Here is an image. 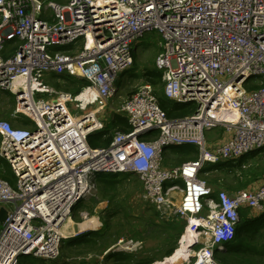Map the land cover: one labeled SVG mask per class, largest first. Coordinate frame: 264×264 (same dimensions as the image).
<instances>
[{
  "label": "built area",
  "instance_id": "built-area-1",
  "mask_svg": "<svg viewBox=\"0 0 264 264\" xmlns=\"http://www.w3.org/2000/svg\"><path fill=\"white\" fill-rule=\"evenodd\" d=\"M151 31L159 35L155 65L164 95L194 110L168 117L145 82L113 113L130 129H115L108 145H92L91 134L109 123L102 112L118 91V76ZM9 45L14 49L5 56ZM44 75L86 83L72 94ZM252 76L263 80L247 90ZM0 90L14 95L13 117L22 125L29 120L15 126L0 118V158L15 177L14 184L0 177V264L58 258L67 238L60 229L76 203L95 196L99 173L136 174L138 198L194 234L180 264H221L216 252L233 239L240 213L264 212V175L252 187L214 196L201 176L208 163L264 149V0H0ZM217 127L220 140H208ZM183 144L198 157L165 166V147ZM140 244L121 238L109 249L135 251Z\"/></svg>",
  "mask_w": 264,
  "mask_h": 264
},
{
  "label": "rangeland",
  "instance_id": "rangeland-1",
  "mask_svg": "<svg viewBox=\"0 0 264 264\" xmlns=\"http://www.w3.org/2000/svg\"><path fill=\"white\" fill-rule=\"evenodd\" d=\"M52 1L58 3L66 2V0ZM158 39V33L156 31H151L145 33L144 36L138 41V43L136 44V48L133 50L134 63L130 68L126 69L118 76L116 81L118 91L112 98H110L107 107L102 112L105 124L108 122L109 123L106 125L103 131H96L92 133L90 136V141L97 143L101 141V139L104 138L106 134L109 135L110 132L113 133L114 129L112 130L113 126L111 125V122L115 117V115L113 114L115 112V108L120 103L125 101L130 96L133 90L135 92L139 85L147 82L149 80L147 77H154L157 74L161 73V71L158 70L155 65V58L159 50ZM72 46L73 44H68L59 48L67 49L71 48ZM43 79L58 90L71 92L72 94H74L72 90H74L75 86L71 89L66 88V84H68L70 79L72 78L62 77L55 79L54 82L50 75H44ZM262 80L263 76H252L244 83V88L247 90L257 89L260 86V82ZM154 85L153 87L157 92H159V90H162L163 93L162 81ZM10 94L11 93L8 91L0 90V118L11 121V123L15 126H23L21 123H19L18 120L13 117L15 99L14 97L12 98ZM36 96L37 94L35 95V97ZM164 98L169 103L172 102L165 96ZM222 133V129L217 127L207 132L206 137L207 139L210 138L217 142L220 140ZM193 148L194 147L192 145H169L165 147L162 155L163 164L169 167L179 165V155L176 156V153L181 155L183 151ZM7 165L8 164L6 161L0 159V167L2 166L3 168H5ZM204 169L206 170V172H201V176L214 190H227V188H230V190L232 189L231 191H235V189L238 190L242 188L252 187L256 185L264 175V149L255 150L249 155L244 156L241 160L238 159L237 161H229L227 163H208L205 165ZM244 182L245 184L242 185V183ZM142 187L143 186L138 177L134 174H129L126 177H121L120 182L118 183V201L126 209L128 213L127 216L131 215L132 221L129 226H126V229L130 231V235H128L127 237L138 240L141 243L140 248L133 251L136 258H152L155 259L153 262H156L158 260L164 261V259L169 256L165 255L164 253L168 248L172 247V250H175L180 246V237H177V231L179 227L177 220L179 221V218L173 215L167 218L159 217L155 208H153L148 202H145L138 198V194H140V192L142 191ZM179 195L180 192L178 190L177 192L172 193L175 201L178 200ZM1 205L3 204H0V206ZM107 206L108 200L104 197L101 189L98 187V191L95 196L83 199L74 206L73 215H71V217L68 218L65 222V235H75V228L73 227L72 222H74L75 224L80 222L78 223L80 229L84 226L83 224H81V222H85L87 218H97L98 221H100L99 227H101L102 213L107 208ZM84 212H87L86 219L83 218ZM202 214H205V211H203ZM127 216H121V218L119 216L120 220L117 225L118 231H121L123 229V226L127 220ZM180 234H182V232H180ZM180 234L179 236H181ZM261 234L262 241L264 242V230L261 232ZM123 237L126 239L125 236H122L120 238ZM73 241L75 240L69 238L63 239L61 244L60 256L56 260L49 261L47 263L111 264V261L108 259H111L112 257H104L103 259H101V256L103 257L104 253H100L98 249L96 250L95 247H77L75 244L71 243ZM193 260L194 258L190 257V261L193 262ZM253 264L256 263L253 262Z\"/></svg>",
  "mask_w": 264,
  "mask_h": 264
},
{
  "label": "trees",
  "instance_id": "trees-1",
  "mask_svg": "<svg viewBox=\"0 0 264 264\" xmlns=\"http://www.w3.org/2000/svg\"><path fill=\"white\" fill-rule=\"evenodd\" d=\"M13 49L14 47H11L9 45L7 50L4 52V55L6 56L7 52H12ZM51 77L53 81L55 79H58L57 76ZM147 78L150 80H148L147 82H151L153 85L156 83H160L161 73L157 74L154 77ZM85 83L86 81H84L83 79L75 80L72 78L70 79L69 83L66 84V88L71 89L75 86L74 90L72 91L74 92V94H77L80 90V87ZM133 92L134 90L132 91V93ZM10 95L12 96V98L14 97L13 94ZM155 95L160 107L165 111L168 117H183L194 110V104L192 103H169L164 98L162 90H159V92L155 90ZM22 123L24 126L27 125L29 123L28 118H25ZM111 123V125L113 126L112 130L117 129L121 131H127L130 129V126L127 123L126 119L124 117L118 116L117 114H115V117L112 119ZM112 136L113 133L110 132V134H106V136L102 138L100 142L95 143L91 141V144L108 145ZM178 155V160H180L181 163L183 161L195 159L197 157V150L193 148L183 151L181 155L176 153V156ZM128 175L129 174L126 173H99L97 175L98 187L101 189L104 197L108 200V206L102 213L101 227L99 230L89 229L79 232L78 234H76L77 236H74V238L72 239L75 240L73 242H75L74 244L77 247H95L96 250L98 249L100 253H104V257H112L111 264H151L155 259L145 257L136 258L135 253L115 252L112 249H109L113 244L117 242L120 237L125 236L126 238H128L127 236L130 235V231L126 229V226H129L132 223L131 215L129 214L130 216H127L128 213L126 209L119 203L117 197L118 183L120 182V178L126 177ZM0 177L8 180L11 184H14L15 177L9 165H7L5 168H3L2 166L0 167ZM244 184L245 182L242 183V185ZM212 190L213 196L219 191L214 190L213 188ZM227 190L229 192H233L231 191L232 189L230 190V188H227ZM240 215L241 219L236 225L234 239L225 243V249L216 252V258L221 262V264H253V262L256 264H264V242L262 241L261 234V232L264 230V212L254 218L244 217V212H241ZM119 216L120 218L121 216H127V220L121 231H118L117 228L118 222L120 220ZM177 223L179 224L177 237H179L180 232L183 230V225L180 219L179 221L177 220ZM172 251L174 250H172V247H170L164 253L165 255H170ZM21 264L49 263L42 259L24 257L21 260Z\"/></svg>",
  "mask_w": 264,
  "mask_h": 264
},
{
  "label": "bare ground",
  "instance_id": "bare-ground-1",
  "mask_svg": "<svg viewBox=\"0 0 264 264\" xmlns=\"http://www.w3.org/2000/svg\"><path fill=\"white\" fill-rule=\"evenodd\" d=\"M19 79H16L15 80V83L18 81ZM155 93V92H154ZM87 95H89V94H87V93H84V94H81V95H79L78 96V98H80V99H85L86 97H87ZM163 95H164V92H163ZM165 96V95H164ZM166 97V96H165ZM178 103H180V102H178ZM185 103H188V102H185ZM176 118H178V117H176ZM180 118V117H179ZM149 136H153L151 133H147L146 135H145V137H149ZM183 145H186V144H183ZM188 145V144H187ZM193 146V145H192ZM194 147V146H193ZM197 157H198V151H197ZM196 157V158H197ZM241 159H243V158H240L239 160H241ZM184 162V161H183ZM182 163V162H181ZM180 163V164H181ZM177 166V165H176ZM204 167L205 166H203V169H202V172H206V171H204L205 169H204ZM116 173H126V174H134V173H129V172H116ZM98 175V174H97ZM97 175H96V180H97ZM134 175H136V174H134ZM137 176V175H136ZM98 181V180H97ZM140 181V180H139ZM141 182V181H140ZM142 184V183H141ZM209 185V184H208ZM211 187V186H210ZM211 190H212V188H211ZM211 193H213V190H212V192ZM90 197H92V196H90ZM90 197H88V198H90ZM81 201V200H80ZM79 201V202H80ZM76 205H77V203H76ZM86 214V215H85ZM83 218L84 219H86L87 218V212H84L83 213ZM254 218V217H253ZM67 221V220H66ZM65 221V222H66ZM64 222V224L62 225V227H61V229H60V232H61V234L63 235V236H66L65 235V233H64V229H65V223ZM73 223V222H72ZM85 226L87 227H83L84 228V230L85 229H89L90 227H96V228H98L99 227V225H100V221H98V219L97 218H87L86 220H85ZM235 231H236V229H235ZM182 232V234H180L181 236H179L180 237V239H181V244H180V246L178 247V248H176L174 251H173V253L171 254V255H169V256H167V258L164 260V261H161V262H157V263H155V264H180V262L182 263L183 262V260H184V258H185V256H184V258L181 260V256H182V254L183 253H187L188 252V249L186 248V247H188L187 245H188V238H192V237H194V234H190L188 231H186L185 232V234H184V230L183 231H181ZM182 235H184V237L182 238ZM74 236H77L76 234L74 235ZM74 236L72 237H68L69 239L70 238H74ZM121 239V238H120ZM233 239H234V237H233ZM233 239H231V240H233ZM119 240V239H118ZM118 242V241H117ZM116 242V243H117ZM72 243V242H71ZM225 244V243H224ZM60 252H61V250H60ZM115 252H127V253H133V251H128V250H118V251H115ZM60 256V255H59ZM57 259V258H56ZM56 259H54V260H56ZM43 260V259H42ZM46 261V260H45ZM159 261V260H158ZM46 262H48V261H46Z\"/></svg>",
  "mask_w": 264,
  "mask_h": 264
},
{
  "label": "crops",
  "instance_id": "crops-1",
  "mask_svg": "<svg viewBox=\"0 0 264 264\" xmlns=\"http://www.w3.org/2000/svg\"><path fill=\"white\" fill-rule=\"evenodd\" d=\"M9 48H10V47H9ZM161 81H162V79H161ZM208 139H209V140H212V139H210V138H208ZM213 142H214V140H213ZM167 167H169V166H167ZM244 217H248V216H246V214L244 213ZM249 218H251V217H249ZM78 223H80V222H78ZM78 223H77V226H78V229H79V224H78ZM81 224H83V225H84L83 227H85V223H84V222H81ZM73 227L76 228V224H75L74 222H73ZM90 228H94V229H92V230H99V229H100V227H99V229L96 228V227H90ZM85 230H89V229H85ZM85 230H84V228H80V229H79V232H82V231H85ZM79 232H78V233H79ZM78 233H74V234H78ZM71 236L73 237L74 235H68V236H66V237L68 238V237H71ZM70 239H72V238H70ZM74 243H75V242H72V244H74ZM113 251H118V250H114V249H113ZM103 258H104V255H103V257L101 256V259H103ZM108 260L111 261V259H108ZM164 260H165V259H164ZM156 262H161V261H156ZM110 263H111V262H110ZM153 263H155V262H152V264H153Z\"/></svg>",
  "mask_w": 264,
  "mask_h": 264
},
{
  "label": "water",
  "instance_id": "water-1",
  "mask_svg": "<svg viewBox=\"0 0 264 264\" xmlns=\"http://www.w3.org/2000/svg\"><path fill=\"white\" fill-rule=\"evenodd\" d=\"M4 218H5V207L1 206L0 207V224L3 222ZM78 232H79V229L76 224L75 233H78Z\"/></svg>",
  "mask_w": 264,
  "mask_h": 264
}]
</instances>
